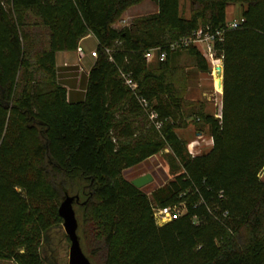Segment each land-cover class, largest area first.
Returning a JSON list of instances; mask_svg holds the SVG:
<instances>
[{"label": "trees", "instance_id": "obj_1", "mask_svg": "<svg viewBox=\"0 0 264 264\" xmlns=\"http://www.w3.org/2000/svg\"><path fill=\"white\" fill-rule=\"evenodd\" d=\"M144 1L0 0L1 261L42 264V243L63 224L58 210L70 195L92 264H264V0H189V18L181 0H153L156 12L114 27ZM232 4L244 18L234 29L226 28ZM207 26L223 31L221 116L201 104L186 116L193 102L179 58L186 51L200 70L208 64L196 46L170 45ZM88 35L98 56L76 98L56 55ZM154 48L164 61L146 60ZM190 117L213 140L195 156L178 134ZM163 152L173 179L148 194L125 178ZM179 202L183 215L156 222L155 208Z\"/></svg>", "mask_w": 264, "mask_h": 264}, {"label": "rangeland", "instance_id": "obj_2", "mask_svg": "<svg viewBox=\"0 0 264 264\" xmlns=\"http://www.w3.org/2000/svg\"><path fill=\"white\" fill-rule=\"evenodd\" d=\"M243 7L238 4H232L228 9V21L233 19H239L242 16ZM157 11V4L153 0H145L141 4L131 7L121 19L114 22V27L120 29L128 26L138 16L146 15ZM180 13L185 18H189L191 15V4L189 0H181ZM87 46L97 45V39L92 36L84 43ZM197 48L204 52L205 47L202 44H198ZM94 50L97 51V48ZM205 57V56H204ZM97 57H89L84 54L83 58H79L78 52L72 62H67L68 65H80L83 72H89L91 66L95 63ZM208 64V70H200L195 60L187 55L186 51H183L182 56L179 58V65L183 68L187 74V86L185 99L189 102H193L192 105L185 107V115L190 116L198 104L203 105L206 112L215 114L216 117L221 116L223 88L219 91L218 79H217V66H222L223 61L221 58H215L213 63L209 58L205 57ZM60 61V60H59ZM66 64V62H64ZM62 63L61 65H64ZM60 64V62H59ZM188 126L179 129L178 134L188 140V148H193L195 153H202L208 151L212 146V139L205 131L198 132V127L195 123H190L192 118L189 119ZM195 146V148H194ZM168 151V150H166ZM151 174L153 181L142 188L143 191L150 194L154 189L164 185L169 180L176 176V172L171 169L169 161L167 160L165 153L156 154L146 161L142 162L136 167L127 169L124 171V176L127 180L139 177L144 174ZM260 180L264 182V168L260 173ZM79 216V214H77ZM82 246L87 255L90 256L87 250V245L82 238ZM69 249L70 242L65 233L63 224L59 227H55L48 233L47 238L42 243L41 258L42 264H69ZM85 253V252H84ZM85 253V254H86ZM87 256V257H88ZM0 264H13L11 262H5L0 260ZM96 264V263H95Z\"/></svg>", "mask_w": 264, "mask_h": 264}, {"label": "built area", "instance_id": "obj_3", "mask_svg": "<svg viewBox=\"0 0 264 264\" xmlns=\"http://www.w3.org/2000/svg\"><path fill=\"white\" fill-rule=\"evenodd\" d=\"M244 21L243 17H240L239 19H233L231 21H227L226 28L234 29L240 26V24ZM223 31L221 29L213 30L209 26L207 27H200L196 31H194L191 35L182 37L176 41H174L170 45L171 50L179 49V48H186L191 45L196 46L198 44H202L205 49L203 52V55L207 58H209L213 63H215V42L217 40L222 39ZM79 58L84 57V50L79 45L77 50ZM92 57H97V51L94 50L90 53ZM155 57H158L159 61H164L166 59V51L161 50L160 48H154L145 54L146 60L152 61ZM125 78V83L128 85L132 90H136L138 88V84L136 81H134L129 75H123ZM141 104L144 107H148V102L145 99H141ZM150 120H152L157 128H160L162 126V122L158 119V114L154 111L150 112ZM212 139V138H211ZM213 143V140H212ZM195 148V146H194ZM193 148H188L189 153L192 156L197 155L193 151ZM200 154V153H198ZM186 212V204L184 202H179L177 204H174L172 206L164 207V208H155L154 209V217L156 219V222L160 225L165 224L169 221H171L173 218H176L178 216L183 215Z\"/></svg>", "mask_w": 264, "mask_h": 264}, {"label": "water", "instance_id": "obj_4", "mask_svg": "<svg viewBox=\"0 0 264 264\" xmlns=\"http://www.w3.org/2000/svg\"><path fill=\"white\" fill-rule=\"evenodd\" d=\"M217 78L219 85L223 88V68L217 66ZM153 181L151 174H144L131 180V183L139 189ZM78 196L66 195L63 197L59 206V215L63 219V227L70 242L69 264H92L84 253L80 237L78 235V219L74 209V203L78 201Z\"/></svg>", "mask_w": 264, "mask_h": 264}, {"label": "crops", "instance_id": "obj_5", "mask_svg": "<svg viewBox=\"0 0 264 264\" xmlns=\"http://www.w3.org/2000/svg\"><path fill=\"white\" fill-rule=\"evenodd\" d=\"M92 35H88L85 37L81 42L80 46L83 48L85 54L89 55L91 58L92 56L90 53L94 51L95 48L98 46H87L85 45V41L89 38H91ZM75 52L77 56V51H72V52H58L56 55V62L57 66L60 68V72L64 73L66 76L64 77L66 80L71 81L73 86L67 85L70 91L74 92V96L76 98L81 97V95L85 92V85L82 86L84 77L88 75L87 72H83L80 68V65H68L67 62H72L75 57ZM60 60V61H59ZM60 62V64H59ZM66 62V64L64 63ZM64 63V65H61Z\"/></svg>", "mask_w": 264, "mask_h": 264}, {"label": "bare ground", "instance_id": "obj_6", "mask_svg": "<svg viewBox=\"0 0 264 264\" xmlns=\"http://www.w3.org/2000/svg\"><path fill=\"white\" fill-rule=\"evenodd\" d=\"M218 79V78H217ZM218 82V85H219V79L217 80ZM221 89H222V87H220V85H219V91H221Z\"/></svg>", "mask_w": 264, "mask_h": 264}]
</instances>
